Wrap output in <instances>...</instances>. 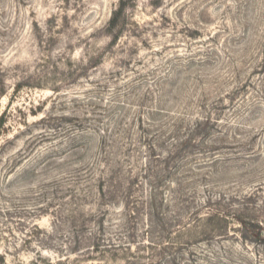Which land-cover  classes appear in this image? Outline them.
Returning a JSON list of instances; mask_svg holds the SVG:
<instances>
[{
	"label": "rangeland",
	"instance_id": "374dc122",
	"mask_svg": "<svg viewBox=\"0 0 264 264\" xmlns=\"http://www.w3.org/2000/svg\"><path fill=\"white\" fill-rule=\"evenodd\" d=\"M0 264H264V0H0Z\"/></svg>",
	"mask_w": 264,
	"mask_h": 264
}]
</instances>
